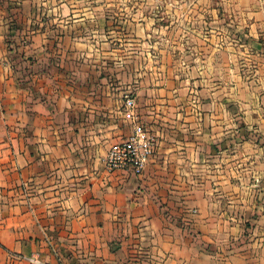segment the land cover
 Here are the masks:
<instances>
[{"label": "crops", "instance_id": "obj_1", "mask_svg": "<svg viewBox=\"0 0 264 264\" xmlns=\"http://www.w3.org/2000/svg\"><path fill=\"white\" fill-rule=\"evenodd\" d=\"M113 10L0 0V184L35 221L31 246L15 230L9 249L45 264H264L263 12L234 21L248 32L222 80L142 46L139 29L119 43ZM134 116L154 152L141 174L106 170Z\"/></svg>", "mask_w": 264, "mask_h": 264}, {"label": "rangeland", "instance_id": "obj_2", "mask_svg": "<svg viewBox=\"0 0 264 264\" xmlns=\"http://www.w3.org/2000/svg\"><path fill=\"white\" fill-rule=\"evenodd\" d=\"M96 1H106L113 5L110 19L113 20L114 27L111 30L119 43L133 42L124 38L126 34H136L135 30L139 29L138 36L144 41L142 46L157 53H165L168 58L171 56L172 63L181 69L194 66L207 68V72L211 73L216 68L222 80H232L235 77L228 69L231 68L232 61L227 55L232 52L233 46L237 45L238 50L241 45L232 43L236 42L231 40L233 34L248 32L246 26H237L234 21L240 19L245 23L249 19H256L258 11L263 12L258 13V16L264 18V0ZM236 28L239 31L233 32ZM14 29L16 31L19 28ZM16 41L7 37V50L12 51L15 46L18 47ZM254 49L257 50L256 47ZM105 169L108 170L106 167ZM115 170L124 169H113L111 172ZM8 187L0 184V264H45L39 250L30 249L28 252L9 249L8 242L15 237L11 236V232L15 230L18 233L16 239L21 246H31L33 236L27 237L25 232L34 227L35 221L27 218L24 206L21 212L13 211L16 204L13 202L14 195H9ZM41 239L42 237L37 236L33 246H41ZM72 253L67 252L68 259Z\"/></svg>", "mask_w": 264, "mask_h": 264}, {"label": "built area", "instance_id": "obj_3", "mask_svg": "<svg viewBox=\"0 0 264 264\" xmlns=\"http://www.w3.org/2000/svg\"><path fill=\"white\" fill-rule=\"evenodd\" d=\"M125 103L130 110L135 108L133 96L128 95ZM133 126V131L127 138L114 143L109 148L104 159L105 167L109 171L129 169L141 174L147 160L154 152L156 140L146 124L134 116Z\"/></svg>", "mask_w": 264, "mask_h": 264}]
</instances>
